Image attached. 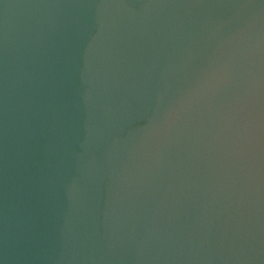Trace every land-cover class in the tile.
Segmentation results:
<instances>
[{"label":"water","instance_id":"obj_1","mask_svg":"<svg viewBox=\"0 0 264 264\" xmlns=\"http://www.w3.org/2000/svg\"><path fill=\"white\" fill-rule=\"evenodd\" d=\"M0 264H264V0H0Z\"/></svg>","mask_w":264,"mask_h":264}]
</instances>
